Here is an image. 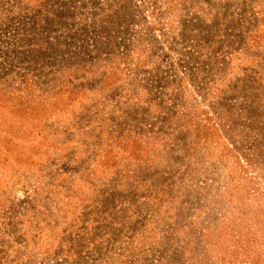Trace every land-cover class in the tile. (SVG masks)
<instances>
[{"label":"rangeland","instance_id":"1","mask_svg":"<svg viewBox=\"0 0 264 264\" xmlns=\"http://www.w3.org/2000/svg\"><path fill=\"white\" fill-rule=\"evenodd\" d=\"M0 264H264V0H0Z\"/></svg>","mask_w":264,"mask_h":264}]
</instances>
